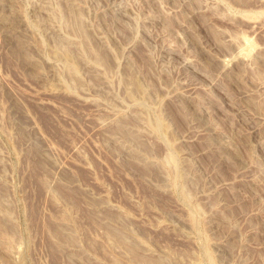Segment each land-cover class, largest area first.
Returning a JSON list of instances; mask_svg holds the SVG:
<instances>
[{
	"label": "rangeland",
	"instance_id": "374dc122",
	"mask_svg": "<svg viewBox=\"0 0 264 264\" xmlns=\"http://www.w3.org/2000/svg\"><path fill=\"white\" fill-rule=\"evenodd\" d=\"M0 264H264V0H0Z\"/></svg>",
	"mask_w": 264,
	"mask_h": 264
}]
</instances>
